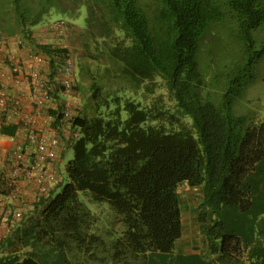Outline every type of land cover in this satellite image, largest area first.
I'll list each match as a JSON object with an SVG mask.
<instances>
[{
	"label": "trees",
	"instance_id": "1",
	"mask_svg": "<svg viewBox=\"0 0 264 264\" xmlns=\"http://www.w3.org/2000/svg\"><path fill=\"white\" fill-rule=\"evenodd\" d=\"M54 20L65 35L40 38ZM263 27L264 0H0V40L48 53L52 72L65 43L73 89L90 75L82 109H47L68 132L57 174L9 223L0 264H264V120L234 107Z\"/></svg>",
	"mask_w": 264,
	"mask_h": 264
},
{
	"label": "built area",
	"instance_id": "2",
	"mask_svg": "<svg viewBox=\"0 0 264 264\" xmlns=\"http://www.w3.org/2000/svg\"><path fill=\"white\" fill-rule=\"evenodd\" d=\"M65 28L63 20H54L44 26L39 37H63ZM19 42L17 39V45ZM6 43V39L0 40V51L4 52L9 61L6 69L0 67V108L7 107L10 103L13 106L12 112L20 113L23 95H11L9 83L23 77L33 96L34 117L30 122L34 127L28 129L25 142H19L15 136L9 137L12 147L8 153L0 147V163L1 160L9 162L5 173L0 170V245L9 223L20 220L29 200L46 193L55 178L50 164L56 159L61 140L56 134H47L36 129L35 116L42 117L45 122H53L52 115L42 111L44 103L54 99V89L68 94L76 82L75 57L72 49L65 43L58 47V66L53 72L48 53L26 45L9 48ZM72 106L69 98L64 101L63 120L71 115ZM2 165L4 164L0 166ZM19 178H23L28 185L26 191L29 194L26 197H21L17 191L15 183ZM5 189H8V194L3 192ZM5 198H8L6 202Z\"/></svg>",
	"mask_w": 264,
	"mask_h": 264
},
{
	"label": "crops",
	"instance_id": "3",
	"mask_svg": "<svg viewBox=\"0 0 264 264\" xmlns=\"http://www.w3.org/2000/svg\"><path fill=\"white\" fill-rule=\"evenodd\" d=\"M78 24H80L78 22ZM81 25V24H80ZM83 27V26H81ZM52 39L48 38L47 41H51ZM7 45L9 48H18L17 46V39L14 37H10L6 39ZM4 56V52L0 51V59ZM0 67L3 69L7 68V65L5 63L0 62ZM9 92L11 95H23V105L20 110L19 114H14L12 109H7V107L0 108V128L7 124L11 123L13 126L10 133L8 132H2L0 130V147L4 149L6 153H8L12 147V143L9 139L11 136H15L17 140L25 142L26 141V134L28 133V129L32 126V122H30L34 117V101L33 96L30 91L29 85L26 84V81L23 77L19 78L17 81H13L9 83ZM68 99V96L65 95V93H59L57 98L52 99L50 102L44 103V109L42 111H45L48 113L47 109L49 107L53 108L58 104V101L64 102ZM58 100V101H57ZM36 129L43 130L47 134H56L59 138L67 137L68 132L66 128H62L61 126H53V122H45L42 117H36ZM64 136V137H63ZM68 153V152H67ZM58 156H59V150L57 152V157L55 161H52L50 164V168L53 170L54 175L57 174V167H58ZM1 164H4L0 166V170L4 171V173L8 170L9 162L6 160H1ZM60 165V164H59ZM56 177V176H55ZM59 178V177H58ZM16 188L18 193L21 197L28 196V192L26 191L28 189L27 183L23 180V178H19L17 180ZM8 200V198H5V202Z\"/></svg>",
	"mask_w": 264,
	"mask_h": 264
},
{
	"label": "rangeland",
	"instance_id": "4",
	"mask_svg": "<svg viewBox=\"0 0 264 264\" xmlns=\"http://www.w3.org/2000/svg\"><path fill=\"white\" fill-rule=\"evenodd\" d=\"M84 15H85V11L83 9L81 16L79 17V22L82 24L84 23ZM259 33V41H261V45L264 48V27L261 29V31L258 32ZM39 36V35H38ZM40 38H42V36H40ZM51 38V36L49 37ZM55 38V37H53ZM258 41V42H259ZM231 50V47H230ZM73 51V50H72ZM78 68V66H76ZM253 73H254V78L252 79V82L247 86H242L240 88H238V93L235 97L236 102H235V111L238 114H242V115H246L248 116V118H252L254 120H264V53L262 55V58H260V60H258V62L255 64L254 69H253ZM86 78L88 79L83 85L80 84V80L78 78L77 75V79H78V83L80 84V89H73L69 95L65 93V95L68 96V98L70 99V101L72 102L73 107H78L80 109H82L83 105H84V98L87 97L88 92H87V82L90 81V75L87 73V75H85ZM106 77L104 79H102V81H105ZM108 86L107 89L103 88L102 89V94L104 95V91H108L111 89L115 88V83L112 79H108ZM85 85V86H84ZM130 93V92H128ZM143 93L140 91L137 95L134 94V96H138L140 97V95H142ZM86 95V96H85ZM144 98L146 101H149L151 99V95H144ZM167 101V100H166ZM74 107V108H75ZM72 156V152H68L66 157L64 158V160L61 163V177L62 178V185L65 184L66 182V175L64 174L63 171V166H64V162L66 160H68L69 158H71ZM185 189V190H184ZM181 190L183 192H187V194L191 191L190 188H188L186 185H184L183 187H181ZM105 206H107L106 203H104ZM89 207L94 208L95 207V203H88ZM188 208H186V206H184L183 208V215H184V223L186 226H189V216L188 215ZM106 211V209H105ZM106 213V212H105ZM188 231H190V229L188 228L187 230V234L184 236V243H186L188 240H190V233H188Z\"/></svg>",
	"mask_w": 264,
	"mask_h": 264
},
{
	"label": "bare ground",
	"instance_id": "5",
	"mask_svg": "<svg viewBox=\"0 0 264 264\" xmlns=\"http://www.w3.org/2000/svg\"><path fill=\"white\" fill-rule=\"evenodd\" d=\"M190 195V193H188ZM188 216V215H187Z\"/></svg>",
	"mask_w": 264,
	"mask_h": 264
}]
</instances>
